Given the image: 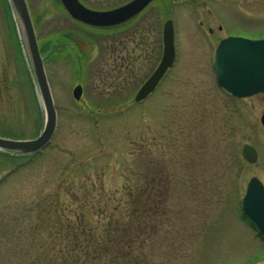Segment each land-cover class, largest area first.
<instances>
[{"label": "rangeland", "instance_id": "obj_1", "mask_svg": "<svg viewBox=\"0 0 264 264\" xmlns=\"http://www.w3.org/2000/svg\"><path fill=\"white\" fill-rule=\"evenodd\" d=\"M26 1L57 128L40 153L0 151V264H264L239 209L250 178L264 184V94L234 98L212 70L220 39L264 38V0H155L106 28L74 21L59 0ZM128 1L80 0L95 10ZM168 19L174 64L136 102ZM0 77V138H35L43 104L9 0Z\"/></svg>", "mask_w": 264, "mask_h": 264}, {"label": "water", "instance_id": "obj_2", "mask_svg": "<svg viewBox=\"0 0 264 264\" xmlns=\"http://www.w3.org/2000/svg\"><path fill=\"white\" fill-rule=\"evenodd\" d=\"M72 19L95 27L115 26L124 23L140 13L152 0H131L120 7L98 11L86 8L78 0H60ZM29 58L36 86L43 104L44 124L40 134L30 140L0 138V150L22 155L40 152L53 138L57 127V113L51 90L45 74L35 31L26 0H10ZM163 55L159 66L142 85L135 96L141 101L148 96L172 65L175 51L173 25L167 20L163 26ZM213 70L216 83L231 95L243 98L264 92V39L251 40L241 37L223 39L216 48ZM81 87L76 86L73 97L79 100ZM264 126V114L261 116ZM242 155L249 163L257 160L256 150L245 144ZM243 213L264 235V186L257 178H251L240 205Z\"/></svg>", "mask_w": 264, "mask_h": 264}, {"label": "flooded vegetation", "instance_id": "obj_3", "mask_svg": "<svg viewBox=\"0 0 264 264\" xmlns=\"http://www.w3.org/2000/svg\"><path fill=\"white\" fill-rule=\"evenodd\" d=\"M165 76V75H164ZM164 76L160 79L159 83L157 84V86L160 84V82L162 81V79L164 78ZM157 88V87H156ZM7 84H6V80L2 79L0 77V96H2L3 92L5 93L7 90ZM156 90V89H155Z\"/></svg>", "mask_w": 264, "mask_h": 264}, {"label": "trees", "instance_id": "obj_4", "mask_svg": "<svg viewBox=\"0 0 264 264\" xmlns=\"http://www.w3.org/2000/svg\"><path fill=\"white\" fill-rule=\"evenodd\" d=\"M144 215H145V210H143L142 214L140 215V216H141V219H144ZM141 219H140V220H141ZM139 223H140V222H139ZM143 223H144V222L142 221L141 224H143ZM141 224H140V225H141ZM141 226H142V225H141ZM97 251H98V250H97V247L94 246V247H93V254H96ZM72 264H77V263H76V262H73Z\"/></svg>", "mask_w": 264, "mask_h": 264}]
</instances>
